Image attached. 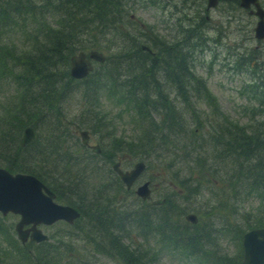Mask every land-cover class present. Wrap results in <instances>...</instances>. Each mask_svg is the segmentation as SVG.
I'll return each mask as SVG.
<instances>
[{"label": "rangeland", "instance_id": "1", "mask_svg": "<svg viewBox=\"0 0 264 264\" xmlns=\"http://www.w3.org/2000/svg\"><path fill=\"white\" fill-rule=\"evenodd\" d=\"M217 1L215 7L208 8L207 0H125L129 8L128 32L138 34V29L155 25L160 41L177 43L182 36L175 37L178 32L195 23L198 29L194 42L205 40L204 46L201 45L206 48L203 52L198 50L199 45L194 48L197 77L193 84L199 79L202 83L206 81V87L188 100L196 112L184 109L186 102H180L181 97L173 88L164 86L163 91L172 99L175 111H182L190 130L197 127L194 122L200 115L197 110L213 116H216L212 112L215 111L242 124H254L263 119L262 111L257 112L254 119H250L248 113L263 108L257 107V102L251 98L252 89L264 85V40L254 35L258 18L239 6V0ZM258 1L264 8V0ZM153 35L147 30L143 38L147 40ZM28 48L24 45L25 50ZM111 49L114 56L117 52L114 44ZM102 52L111 54L108 50ZM111 62L103 66L94 62V70L86 79L58 83L51 91L44 90L43 82L37 84L34 81L31 86L28 81L25 85L0 68V167L13 174L20 167L42 174V181L56 194V202L60 204L89 210L96 202L98 209L103 208L107 225L114 232L110 236L101 225L94 226L81 211L73 224L59 221L45 228L51 243L46 249L44 245L38 249L18 246V251L9 250L8 255L0 253V257L7 258L6 264H127L117 249L110 246L109 239L116 237L120 240L117 246L121 247V252L125 248L127 253L140 254L141 262L136 264H221L222 261L241 264L243 233L259 221L264 223L263 193L256 191L246 196L243 192V195L234 196L228 181L212 182L205 177L203 169L200 177H195L200 185L191 181L188 184L192 189L187 191L181 188L183 177L190 173V168H195L192 179L197 174L199 162L195 159L184 161L181 156L159 155L156 151L146 153L144 158L133 155L132 151L113 153L110 144L114 134L131 135L134 130L141 134L143 131L140 115L126 93L119 99L120 92L114 90L117 95L114 96L97 85V79L110 72ZM69 67L68 64L66 69ZM160 78L169 81L163 72ZM88 89L97 91H92L91 97H85ZM204 89L214 97L215 101L210 105ZM15 106L30 109L28 121L33 123L35 130L33 142L20 152L16 149L22 133L13 148L12 125H6L7 120L17 114L11 112ZM113 116H118L115 122L106 123ZM100 117H103L102 121ZM214 119L210 121L212 124L223 120L221 116ZM94 126L97 130L92 128ZM80 130L89 133L87 145L82 142ZM108 132L112 135L106 137ZM208 132H211L210 125L199 126L200 136H206ZM96 146L98 152L93 149ZM179 147L176 153L182 154ZM118 160L124 170L131 169L139 160L145 162L143 173L129 189L112 169ZM220 174L221 179H226L225 170ZM146 181H149L151 199H164L160 209L136 195L137 187ZM161 213L168 225L164 235L156 230ZM188 213L196 214L198 222H187L184 216ZM6 221L0 218V222H4L0 240L9 231ZM14 236L16 234L12 233ZM192 237H196L194 248L184 244L185 239Z\"/></svg>", "mask_w": 264, "mask_h": 264}, {"label": "trees", "instance_id": "2", "mask_svg": "<svg viewBox=\"0 0 264 264\" xmlns=\"http://www.w3.org/2000/svg\"><path fill=\"white\" fill-rule=\"evenodd\" d=\"M128 11L125 0H0V68L22 80L19 82L25 85L28 81L31 86L34 81L37 84L43 82L46 85L44 90L51 91L58 83L81 81L72 78L66 69V66L70 65L72 55L80 51L108 50L111 54L106 55L101 64L103 66L112 61L110 72L100 76L97 79L100 83L97 82V85L107 89L109 94L114 96H117L114 90L120 92L119 99L126 93L125 96L134 102L140 115L143 131L141 134L136 130L131 135L114 134L110 144L113 153L132 151L133 155L144 158L146 153L156 151L159 155L181 156L184 161L195 159L196 163L199 162L197 174L192 179L191 173L195 168L189 167L190 173H185L183 177L181 188L187 191L192 189L188 184L191 181L200 185L195 177H200V171L203 169L205 177L210 178L212 182L228 181L234 196L243 195V192L248 196L256 191H261L264 195V85L255 86L251 96L257 102V107L263 108L248 111L250 119H254L257 112L262 111L261 121L242 124L215 111H212L216 115L213 116L206 111H203L205 115H202L203 112L197 110L200 114L198 118H194L197 127L187 129L188 121L183 117L182 111H175L172 99L169 95H164L163 91L164 86L173 88L181 97L180 102H186L187 108L184 109L196 112L192 105L189 106L188 100L196 97L197 92L205 87L204 80L202 83L201 79L193 84L195 77H190L189 73L193 48L198 46L193 37L196 24L185 26L175 36L182 35L179 41L170 43L158 39L155 25L138 29V34L134 31L128 32ZM53 19H56V22ZM147 30L154 35L144 40L143 35ZM112 44L117 49L114 56ZM24 45L29 48L25 50ZM143 46H147L152 52L143 49ZM162 72L169 77V81L165 82L160 78ZM29 89L27 87V90ZM94 90L88 89L85 97H91ZM203 91L210 105L215 101L214 97L208 90ZM28 104L31 107V102ZM11 112L17 114L7 120L6 125H12L11 140L13 148H16L15 141L19 134L23 133L26 125L33 123L28 121L29 108L15 106ZM218 116L223 120H216L212 124L210 121ZM26 117L28 118L25 119ZM117 118L118 116H113L106 123L115 122ZM102 120L103 117H100V121ZM205 124L211 126V132L200 136L199 126ZM92 128L97 130L96 126ZM110 135L112 133L108 132L106 137ZM178 145L179 150L183 151L182 154L176 153ZM26 146L19 144L16 151L20 152ZM141 150L144 151L140 152ZM222 170H225L224 180L221 179L222 174L219 175ZM16 171L29 172L40 180L44 178L40 173L22 170L21 167ZM77 207L85 212L94 226L101 225L107 229L104 230L106 233L114 235L107 225V218L102 214L103 208L98 209L96 202L92 203L89 210ZM160 217L156 230L164 235V229L168 226L167 220L164 213H161ZM258 226L264 227V223L259 221L250 228ZM194 239L196 240V237L185 239L184 244L192 247ZM175 240L182 242L181 239ZM119 241L116 237L110 238V246L117 249L127 264L140 263V254L135 255L134 251L127 253L125 248L124 252H121V247L117 246ZM221 264L227 263L222 261Z\"/></svg>", "mask_w": 264, "mask_h": 264}, {"label": "water", "instance_id": "3", "mask_svg": "<svg viewBox=\"0 0 264 264\" xmlns=\"http://www.w3.org/2000/svg\"><path fill=\"white\" fill-rule=\"evenodd\" d=\"M217 0H208V6L216 5ZM254 9L249 13H253L258 17V21L254 26V35L258 39H264V9L258 0H240V6ZM152 52L147 46L142 47ZM103 62L104 54L100 51L92 50L87 55L84 51L78 52L70 57L69 75L75 79L85 78L92 70V61ZM82 141L87 142V131H81ZM35 138V131L31 124L23 129L20 139V145L25 146L32 142ZM98 152V146L93 147ZM145 168L144 161H138L130 170H122L120 162L117 161L112 165V169L117 173L127 188H130L136 179L140 176ZM149 182L146 181L139 185L136 194L143 200L150 199ZM54 193L44 185L38 178L30 174L16 173L12 174L5 168L0 167V210L6 212L13 210L22 215V220L18 225V232L22 240L26 238L20 230L23 224L33 222L35 225L39 221H49L50 223L64 219L72 222L80 213L69 205H61L53 202ZM164 200L158 199L152 202L154 205H161ZM185 220L191 223L197 222V216L194 213H188ZM34 227V226H33ZM32 237L37 241L47 239L39 230L32 228ZM37 234V236H36ZM243 259L241 264H264V227L253 228L246 231L242 236Z\"/></svg>", "mask_w": 264, "mask_h": 264}, {"label": "flooded vegetation", "instance_id": "4", "mask_svg": "<svg viewBox=\"0 0 264 264\" xmlns=\"http://www.w3.org/2000/svg\"><path fill=\"white\" fill-rule=\"evenodd\" d=\"M207 7H208V0H207ZM197 29H198V27L196 26V32H197ZM196 32L193 35V37L196 36ZM204 42H205V40H202V39H198V43L196 42L199 45V49L198 50L200 52H203V50L206 49L205 47L201 46V45L204 46ZM194 53L195 52L193 50V55H192L191 60H190V72H189L190 73V77H192V78L193 77H197L196 74H195V73H197V70H196L195 65H194L195 64L194 62L196 61V57H195ZM203 84L206 87V81H204ZM54 195L55 196H53V198H52L53 202H55L56 204H60V203L56 202V197L57 196H56L55 193H54ZM71 207H74V206H71ZM76 209L78 211H81V210H79L80 208H76ZM0 218L2 220L7 219V221L5 223H8V226H9V227L7 226L9 231L5 232V238L0 240V253L3 254V255H4V253L8 255L9 252H7V251H9V250H14V252L18 251V246H20V247L22 246V247H26V248H37L38 249L40 247V245H44L45 249H46V246L50 245L51 243H49L50 242L49 241L50 237L45 232L46 231L45 228H49L53 224H55V223H57L59 221H65V222H67L69 224H73V222H75L76 219H78V218H76L72 222H68L67 220H64V219H58V220H55V221H53L51 223L49 221H39L35 225L33 224V222H29L27 224H23L21 226L20 230L22 231L23 236L26 239L22 240V237H20V234H19L18 229H17L19 223L22 220V215L20 213H18V212H14L13 210H7L6 212H3L2 210H0ZM2 223H4V222H0V228H2ZM32 228L37 229L43 235H46L47 239H45L44 241H37L36 239H34L32 237V234H33ZM12 233L16 234V236L12 237ZM36 236H37V234H36ZM6 263H7V258L4 257V256L0 257V264H6Z\"/></svg>", "mask_w": 264, "mask_h": 264}]
</instances>
